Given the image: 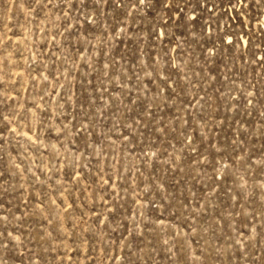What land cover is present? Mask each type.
I'll use <instances>...</instances> for the list:
<instances>
[{
    "label": "rangeland",
    "instance_id": "rangeland-1",
    "mask_svg": "<svg viewBox=\"0 0 264 264\" xmlns=\"http://www.w3.org/2000/svg\"><path fill=\"white\" fill-rule=\"evenodd\" d=\"M0 232V264H264V0H0Z\"/></svg>",
    "mask_w": 264,
    "mask_h": 264
},
{
    "label": "snow or ice",
    "instance_id": "snow-or-ice-1",
    "mask_svg": "<svg viewBox=\"0 0 264 264\" xmlns=\"http://www.w3.org/2000/svg\"><path fill=\"white\" fill-rule=\"evenodd\" d=\"M243 2H244V0H239V3H243ZM140 3L143 4L144 0H140ZM191 19H195V17H191ZM3 235H4V233L0 232V236H3ZM8 235H11V233H8ZM0 247L7 248L8 244L4 240H0Z\"/></svg>",
    "mask_w": 264,
    "mask_h": 264
}]
</instances>
